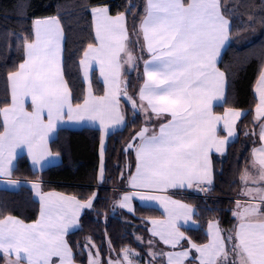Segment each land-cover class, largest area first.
<instances>
[{
  "label": "snow or ice",
  "instance_id": "obj_1",
  "mask_svg": "<svg viewBox=\"0 0 264 264\" xmlns=\"http://www.w3.org/2000/svg\"><path fill=\"white\" fill-rule=\"evenodd\" d=\"M220 8L219 0H147L136 35L143 37L151 59L144 64L145 82L139 89L138 107L157 117L168 114L169 119L158 131L144 127L134 133L125 149L136 155L135 175L130 177L134 194L126 193L120 201V206L129 212L130 201L137 196L141 201L163 202L164 197L150 193L192 187L193 182L211 185V154L213 150L220 153L234 135V124L242 113L230 109L225 118L212 112V102L222 98L225 83V74L216 67V60L229 39V21ZM90 11L97 22L98 45L87 46L80 64L88 76L91 62L97 61L108 91L103 96H93L89 84L88 95L73 106L72 90L63 75V37L58 18L34 20L29 36L20 37L27 58L17 71L8 74L11 100L0 108L4 116L0 177L11 176L17 148L27 149L33 166L41 164L51 154L46 137L55 122L65 116L69 121H99L107 135L110 126L124 123L119 107L121 96L137 109V100L128 96L121 79L122 64L135 66L137 60L128 47L126 16L123 12L111 15L103 3ZM261 82L255 111L260 139L264 141V76ZM26 98H30L31 112L25 109ZM222 120L225 138L217 135V125ZM252 168L255 175L245 170L241 177L245 185L241 195L250 199L244 204L236 201L233 215L238 223L230 234L222 235L215 221L209 225L210 243L190 241L179 230L177 221L181 217L190 221L195 210L177 201H171L175 207L168 209L166 221H151L154 236L173 249L182 248L166 254L168 264H264V147L255 151ZM99 171L102 178L103 168ZM249 183L253 187H248ZM31 187L38 190L40 183ZM95 199V194L83 201L47 194L41 197L43 207L35 223L25 224L10 215L0 218V255L5 264H75L72 246L65 237L70 230H76L81 212L92 209ZM181 241L190 246L185 248ZM193 249L198 255L193 254ZM138 258L132 250H123L124 264H136ZM119 260L117 257L116 262L106 264H118ZM89 264L97 261L90 259Z\"/></svg>",
  "mask_w": 264,
  "mask_h": 264
},
{
  "label": "trees",
  "instance_id": "obj_2",
  "mask_svg": "<svg viewBox=\"0 0 264 264\" xmlns=\"http://www.w3.org/2000/svg\"><path fill=\"white\" fill-rule=\"evenodd\" d=\"M145 0H0V107L11 100L8 74L25 62L26 50L20 37H28L33 21L57 17L64 29V73L72 90L74 105L86 97V84L80 60L89 44H95L93 16L90 9L99 3L106 4L112 15L123 12L131 36H136L144 17ZM189 2V0H185ZM221 10L230 21V43L224 51L219 67L227 79V92L217 112L240 109L245 114L238 123V138L228 146L224 159L215 158L214 179L210 196L184 197L196 211V229H185L188 239L196 244L209 241L210 222L218 221L223 235L234 231L237 218L235 198L240 197L241 177L252 161L253 149L260 143V126L255 117L258 100L255 86L264 70V0H220ZM134 5V7H132ZM128 96L135 97L142 81L140 71L122 75ZM96 95H103L104 84L97 72L93 76ZM125 127L112 133L107 142L104 158L101 156V131L96 128H61L51 141L53 152L62 156V162L42 171H34L26 155L18 158L13 177L21 180H40L43 191H57L83 201L96 195L93 208L84 212L79 228L67 235L72 246L74 261L89 264L88 246L92 241L100 251L102 264L117 259L124 249L144 251L138 237L148 234L147 218L162 217L157 208L144 207L138 202L135 213L128 214L114 202L119 201L122 187L135 170V154L125 151L126 143L144 123L141 113L120 98ZM4 121L0 113V132ZM104 166V181H98L99 169ZM40 203L30 186L18 190L0 188V218L10 215L26 223L40 216ZM87 245V247H85ZM187 246V243H184ZM230 246V245H229ZM145 260V259H143ZM160 260V259H159ZM162 264H165L163 260ZM0 264L5 260L0 255Z\"/></svg>",
  "mask_w": 264,
  "mask_h": 264
},
{
  "label": "crops",
  "instance_id": "obj_3",
  "mask_svg": "<svg viewBox=\"0 0 264 264\" xmlns=\"http://www.w3.org/2000/svg\"><path fill=\"white\" fill-rule=\"evenodd\" d=\"M190 2V0H189ZM144 9L147 5V0H145L144 2ZM219 3H220V0H219ZM221 5V4H220ZM220 11L222 13V10L220 8ZM111 14V13H110ZM223 14V13H222ZM112 15V14H111ZM93 16V15H92ZM115 16V15H113ZM225 17V16H224ZM50 18V17H48ZM39 19H47V18H39ZM144 19V17L142 18V20ZM225 19L228 20L227 17H225ZM37 20V19H36ZM141 20V21H142ZM59 21V19H58ZM229 21V20H228ZM141 23V22H140ZM59 25L62 29V47H63V75H64V79L66 80L65 78V73H64V47H65V33H64V29L59 21ZM93 25H94V32H95V37H96V25H97V22L93 16ZM126 27H127V17H126ZM127 33H128V38H129V45L128 47L132 50L133 52V55L135 57H137V60H136V65L133 66L131 64H122V67H121V79H122V75L126 72H132V71H140V74L142 75V81L139 85V88L136 92V95L134 97V99L137 100V111H139L141 113V115L144 116V123H143V126L141 127L144 128V127H149L150 129H155L158 131L159 127L161 124H164V123H167L168 119H169V116L168 114H163L159 117H157L155 114H152V115H149L148 113H145L143 111H140L139 110V89H141L143 87V84L145 82V70H144V64L146 61H149L151 59V54L148 53L147 51V48H146V45L144 44L143 42V37L142 36H131L129 30H128V27H127ZM132 41H135V44L132 43ZM230 43V21H229V39L228 41L225 43V45L220 49L219 51V55L217 57V60H216V67L218 68V70L220 72H223L221 70V68L219 67V63H220V60H221V57L224 53V51L226 50V48L228 47ZM98 45V41L96 39V43L94 44V46ZM133 48L135 50H133ZM122 58H123V54H121ZM27 58V57H26ZM26 60V59H25ZM92 67L89 71V75L88 76H85V73H84V68L83 66L82 67V73H83V78H84V81H85V84H86V96L88 95V92H89V84L91 85V94L93 96H99V95H96L95 92H94V89H93V76H94V73L97 72L98 76H99V79L100 81L104 84V87H105V92L103 95H105V93L108 91V84L105 82L104 78L100 75V71H99V64L97 61H92ZM224 73V72H223ZM225 74V73H224ZM264 76V70L255 86V96L258 100V103H259V91L262 87V82H261V77ZM67 81V80H66ZM10 83V81H9ZM10 89H11V83H10ZM226 92H227V79H226V75H225V83H224V88H223V93H222V98L221 99H218V100H213L212 102V112L214 115H217V116H222V117H225V118H228L226 116V113L229 112L230 109H226L225 111L223 112H217L215 110V108L221 104L224 103L225 101V98H226ZM103 95H100V96H103ZM72 105L75 106L72 102ZM120 110L123 114V111H122V107H121V102H120ZM2 108V107H0ZM25 109L29 112H31L33 110L32 106H31V101H30V98H26L25 100ZM234 110H238L242 113L241 117L236 120L235 124H234V135L232 137H229L228 138V143L222 147L221 149V152L220 153H216L215 150H213L212 154H211V161H212V182H213V179H214V167H213V163H214V159L215 158H219V159H224L227 157V154H228V146L231 142L235 141L237 138H238V130H237V126H238V123L239 121L241 120V118L243 117V115L245 114V111L243 110H240V109H234ZM256 110V108H255ZM3 116V114H2ZM255 117L259 123V120L256 116V111H255ZM3 121H4V116H3ZM86 127H89V128H96V129H99L101 131V145H100V152H101V156L102 158H104V152H105V149L107 147V142H108V138L109 136L118 131V130H121L125 127V118H124V123L121 124V125H112L109 127V132L107 135H105V132L103 130V126L100 125L99 121H90V120H87V119H84V120H71L69 121L67 119V117L65 116L63 119H61L60 121H57L55 122V128L53 129L52 132H50L48 134V136L46 137V141H47V144H48V147L50 149V152L51 154L49 156H46L44 158L43 161H41V164L39 165H35L33 166L32 165V161H31V156L27 153V149L25 148L23 151L19 148L16 149V158L12 161V164L14 166V169L16 167V164H17V161H18V158L22 155H26L29 159V162H30V165L32 167V169L34 171H42L43 169L49 167V166H53V165H58L62 162V156L58 153H55L52 151L51 149V141L53 139H55L57 137V134L59 132V130L61 128H69V129H82V128H86ZM224 127V122L223 120L217 125V135L220 137V138H225L226 137V130H222ZM140 129V130H141ZM139 130V131H140ZM261 131V129H260ZM264 147V141H262L260 139V143L253 149V153H252V161L254 159V156H255V151L259 148H262ZM133 151V150H132ZM134 152V151H133ZM135 154V152H134ZM135 160H136V155H135ZM252 161H251V164L250 166L247 168V170H250V174L251 175H255V170L252 168ZM103 168L104 170V167L103 165L100 166V169ZM99 169V170H100ZM14 171V170H13ZM13 171H12V174L10 177H0V188L2 189H7V190H18L20 189L22 186L26 185V186H32L33 184L35 183H40L38 180H21V179H17V178H14L13 177ZM104 174L105 172L103 171V177L101 178L100 176V171H99V175H98V181H99V184L101 185L102 182L104 181ZM132 175H135V170L133 172V174H131L129 177H127V180L124 182V185L122 186L123 188H125L126 190L124 192H122V195L120 197V200L117 201L116 205L117 207H120L122 210H124L125 212H127L128 214H134L135 213V205H136V202H138L139 204H141L142 206L144 207H152V208H157L159 209L161 212H162V217H158V218H147L146 221L148 222L149 224V230H148V234L143 237V239L146 241V240H151L153 241V243H156L158 245H160L163 249V252H164V255L162 256L163 259H160V260H163L165 264H168V261H167V253L169 252H179L182 250L181 247H177L175 249H173L170 245H167V244H164V242L162 240H160L159 237L157 236H154L153 235V230H154V226L152 225L151 221L152 220H164L166 221L168 219V209L169 208H174L175 206L171 203V201H177L179 202L180 204H184V205H188L189 207H191L192 209H194L193 206H191L185 199L179 197V196H176L174 195L173 193L174 192H183V191H189L191 192L192 191V188L195 184V182H193V185L192 187H180V188H168L166 190H161V191H155V192H152L150 193L151 195H154V196H160V197H164L165 200L162 202L160 200H155V201H141L139 199V197H135L133 199H131L130 201V205H131V209L132 211L129 212V210L127 208H124V207H121L120 206V201L123 197L124 194L126 193H129V194H134V189L131 187V184H130V177ZM12 182H16V183H12ZM19 182H27V183H19ZM245 185L242 183V188H241V192L243 191ZM248 187H253V185L251 183L248 184ZM33 192H34V196L36 198V200L40 203V207L42 209L43 207V203H42V200H41V197H44L46 196L47 194H52L53 198H55L56 196H65V197H73V196H70V195H66V194H63V193H60V192H57V191H43L42 189V185L40 183V188L37 190L33 187H31ZM37 192H39V195L37 194ZM76 198V197H75ZM244 199L243 202H240L241 204H244L248 199H250L249 197L247 196H244L242 195V197ZM77 199V198H76ZM79 200V199H78ZM94 202V201H93ZM40 209V210H41ZM88 209L84 210L81 212L80 214V217H79V220H78V226L76 228V230L79 228L80 226V219L82 217V215L84 214L85 211H87ZM195 210V209H194ZM176 211H180V209H176ZM41 213V211H40ZM195 215H196V211H194V214L192 215L191 217V220L190 221H185L183 219V217H181L180 220L177 221V225L179 226V230L181 232L184 233L185 237H187L186 233H185V229H196L198 228V223L195 219ZM13 217V216H12ZM14 218H17V217H14ZM19 219V218H17ZM39 219H40V216H39ZM38 219V220H39ZM21 220V219H19ZM37 220V221H38ZM22 221V220H21ZM24 222V221H23ZM36 222V221H35ZM35 222H31V223H26L24 222L25 224H33ZM212 222H215V221H212ZM237 223H238V220H237ZM210 225V224H209ZM220 226V225H219ZM221 228V227H220ZM76 230H70L69 233L71 232H74ZM210 227H208V230H207V233H208V236H209V241L206 243H210L211 242V235H210ZM68 233V234H69ZM67 234V235H68ZM223 235V233H222ZM188 238V237H187ZM65 239L67 240V236L65 237ZM184 241H181V244L184 245ZM190 245L187 244V247H189ZM193 254H196L195 253V250L193 249L192 250ZM198 255V254H196ZM75 264H79V263H76ZM198 264V262H197Z\"/></svg>",
  "mask_w": 264,
  "mask_h": 264
},
{
  "label": "rangeland",
  "instance_id": "obj_4",
  "mask_svg": "<svg viewBox=\"0 0 264 264\" xmlns=\"http://www.w3.org/2000/svg\"><path fill=\"white\" fill-rule=\"evenodd\" d=\"M133 50H135L133 48ZM142 117L144 118V116L142 115ZM132 140V139H131ZM130 140V141H131ZM129 141V142H130ZM129 142L126 143V147L129 144ZM242 192H240V196ZM114 206L116 207V203L117 201L114 202ZM138 242L143 246L144 251H139L136 249H130L133 252L137 253L139 258L136 260V264H162V261L159 259H163V249L160 245L156 244V243H152L149 244V240H144L143 237H138ZM89 249V260L90 259H95L97 261V264H102V258H101V254L100 251L97 247V245L95 243H93L92 241L90 242V245L88 246ZM97 250H98V255H97ZM121 259L119 260L118 264H124L123 262V253L121 255ZM145 259V260H143ZM110 261L116 262L117 259H109Z\"/></svg>",
  "mask_w": 264,
  "mask_h": 264
},
{
  "label": "built area",
  "instance_id": "obj_5",
  "mask_svg": "<svg viewBox=\"0 0 264 264\" xmlns=\"http://www.w3.org/2000/svg\"><path fill=\"white\" fill-rule=\"evenodd\" d=\"M194 190L198 193V195L204 199H207L210 196L211 187L207 184H195ZM179 195H189L188 193H178Z\"/></svg>",
  "mask_w": 264,
  "mask_h": 264
}]
</instances>
